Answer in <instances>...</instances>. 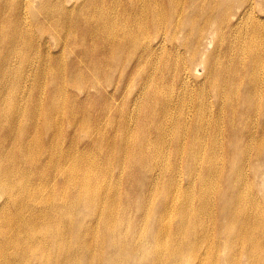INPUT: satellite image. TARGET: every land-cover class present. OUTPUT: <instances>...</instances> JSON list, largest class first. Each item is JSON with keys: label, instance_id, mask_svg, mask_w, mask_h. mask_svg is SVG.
Listing matches in <instances>:
<instances>
[{"label": "bare ground", "instance_id": "6f19581e", "mask_svg": "<svg viewBox=\"0 0 264 264\" xmlns=\"http://www.w3.org/2000/svg\"><path fill=\"white\" fill-rule=\"evenodd\" d=\"M71 1L0 0V264H264V0H104L103 7ZM173 19L179 21L167 32ZM224 25H235L230 34H240L224 44L233 49V65L219 60V42L214 49L205 43L209 29L223 37ZM183 30L190 37L184 42L193 45V64L148 69L144 60L170 57L168 47L177 48ZM48 37L63 39L55 44L59 56L68 45L71 53L88 54L104 42L110 70L115 58L135 59V79L141 75L145 87L157 70L168 84L156 86V93L179 85L176 95L186 96L165 95L158 115L146 101L141 116L132 114L129 122L156 127L152 144L168 146L181 163L166 168L160 155L148 153L147 131L133 136L130 123L110 120L109 110L99 117L117 131L92 134L104 133L102 126L82 120L70 105L80 100L86 79L72 76L69 67L60 75L52 56L50 64L43 60L52 52L48 40H38ZM200 52L207 56L204 80L194 90L188 82L198 75L192 70H198ZM26 99L31 108L23 105ZM136 101L140 111L139 94ZM172 104L182 110L169 138ZM42 107L45 127L28 120ZM56 113L67 119L66 131L57 130ZM41 128L45 133H38ZM64 133L66 149L60 145ZM210 133H225L227 143L208 144ZM81 149L98 155L84 156ZM135 161L139 182L132 196Z\"/></svg>", "mask_w": 264, "mask_h": 264}, {"label": "rangeland", "instance_id": "374dc122", "mask_svg": "<svg viewBox=\"0 0 264 264\" xmlns=\"http://www.w3.org/2000/svg\"><path fill=\"white\" fill-rule=\"evenodd\" d=\"M107 4H109V0H105ZM127 1L128 0H123ZM182 1V0H181ZM234 1V0H233ZM237 2L240 0H236ZM82 3L83 0H73L70 2V4L74 3ZM260 2V0H257V3ZM98 5L103 7L104 6V0H87V5ZM258 11V10H257ZM166 15L171 16V10L169 8L164 10ZM258 14V12H257ZM118 16L121 18H128V15H125L123 11L118 12ZM179 20L178 19H173L168 20L169 24V31L167 32H172V28H170L173 24L177 23ZM125 22V21H123ZM84 26L81 25L79 29V34L82 36ZM225 35L222 37L221 33L215 34L213 33V30H208L210 34H208V38H206V42L208 45H210L211 49H214L216 46V43L219 42V60L220 61H228L230 65H233V61H229L232 57H234V53L228 49H230L227 46H224V44L227 41H233L237 38L240 37V34L236 35H231L230 32L231 30L236 31L235 25H224L223 26ZM239 30L241 31H248L249 28H240ZM162 31H164V28H162ZM123 30L118 31V34H121ZM126 33L130 31H125ZM184 34L182 35L181 32H178L179 39L175 42V45L177 48H172V46L168 47V50L171 52L170 57L168 58H163L160 56V59L155 62V63H150L147 59L144 60V65L150 69L153 67L157 69H161L164 67L165 64L169 63H177L179 66V70H182L184 66H191L193 61L190 60L188 57L191 55V47L192 42L191 40L185 41L184 39H189V35L183 30ZM148 34L151 35V33L148 32ZM81 36L79 38V41H81ZM264 37V34H263ZM42 40H48L46 43L50 45L51 52L56 53L55 55L52 53H49L50 59L48 56L44 57L43 60H46L47 63L50 64V60L53 58L55 65L58 67L59 74L64 75V73L67 72V68H74V76L75 78H81V79H86L84 82V85L79 88L77 97L80 99L78 100L77 98L73 103H70L71 106H76L75 108L83 113V117L80 116V118L84 121L87 122H94L95 124H98L102 126L103 132L104 133H98L96 131L94 134L95 136H100V135H106L109 137L110 135H113L117 130L115 129L114 125L110 123V120H117L119 121L120 119H126L128 123L130 116L132 114L136 115L138 118L141 116V110L142 107L146 105V101H150V109L154 111L156 115L160 113L162 110L163 106L165 105V100L169 98L170 96H186V93L183 92L181 95H176L177 91L181 88L179 85L173 86L172 84H169L168 87L158 93H156V86L158 85H165L168 83H162L159 81L160 73L156 70H152V76H151V82L148 86H144L145 80H142V76L139 75L137 79H135V76L137 75V68L138 64L136 63L135 59L132 60H127L126 62L124 59L117 61L116 58L112 62V70L109 68V60L111 58V54L107 52H101V46L104 45V42H99L95 43L96 49L94 51L91 50L87 54V52L83 51L82 45L78 42V44L82 47V53H71L70 51V45L67 46L66 52L59 56L58 51L60 48H57L55 44L57 45L59 43V40L61 41L59 44H63L64 41L63 39H54L52 37H48L46 39H39L38 41ZM196 40V39H195ZM218 40V41H216ZM142 41V40H141ZM194 43V42H193ZM204 43V45H205ZM107 44V43H105ZM213 44V46H212ZM93 45V44H92ZM85 47L89 48L90 43L89 40L86 39ZM74 50V49H73ZM48 52V51H47ZM123 52L128 54L130 52L129 47H124ZM235 52V50H234ZM161 53V52H160ZM159 53V54H160ZM178 53V55H177ZM42 53H38V55H41ZM227 54V58L225 55ZM119 55H122L119 53ZM52 56V58H51ZM61 60H63V64L61 66ZM207 59V56L204 52H200V57L196 59L195 64L197 65L198 70L193 69L192 72L198 74L194 75L196 77L195 80H199L196 83L193 80L192 82H188L189 87L194 88L199 82H203L204 76V67L201 65V62ZM234 59V58H233ZM82 61L80 64H77V62ZM214 61V60H213ZM73 63V64H72ZM171 76H175V71L170 72ZM220 75V74H218ZM175 80V79H174ZM176 81V80H175ZM177 83L180 84L179 77L176 81ZM194 82V83H193ZM63 83V82H62ZM60 83V85H62ZM90 83V84H86ZM23 86L27 85L30 87L32 85V82L28 81H23L22 82ZM82 89L85 90V92L82 91ZM207 92H209L208 86H206ZM188 93V90H187ZM137 94H139V99L140 101V111L138 110L137 107ZM165 95H168L169 97L165 98ZM142 99H144L142 101ZM186 108L191 106L189 98H186ZM27 101V99H26ZM27 108H31L33 106V102L27 101V103L23 105H27ZM35 106H37L34 103ZM131 108H133L134 111L131 112ZM109 110L112 111V119L108 120L102 117H99V113H104V111ZM182 110V107L177 106V105H171V110L169 111V114H167V121L165 124V132L170 134L169 138L174 136V124L175 122H178L181 119L180 112ZM215 114V119L218 115L219 107L216 106L212 108L211 110ZM27 110H24L22 112V115L27 113ZM43 112H46V109L42 107V113L41 115H31V117L28 119L30 121H34L39 124L41 127H45L46 125V118L43 116ZM56 121L58 120L60 127L57 126V130H64L66 131V122L67 119L64 117L63 114H55ZM155 121H158L157 118H155ZM133 128L132 124L130 123L131 129L130 133H132L133 136H136L138 133H141L140 135L142 136L144 132L147 134V139L150 141L151 146L149 147L150 149L148 150V153H150V156L158 154L160 155L162 162L166 165V168L170 166H176L177 164L181 163L182 157L176 155V153L173 154V152L169 151L168 146H164L163 144L156 143L155 145L152 144V135L155 133V128L156 127H151L147 128L141 119V122L138 127V121H133ZM205 122H210L212 123V118L208 117ZM67 127L70 128L71 125L68 123ZM51 131H54L51 129ZM113 132L112 134H109L110 132ZM119 132V131H118ZM38 133H45L43 132V128ZM67 133V132H65ZM64 133V136L60 140V145L62 148L66 149V146L68 145L66 142V135ZM85 132H83L84 134ZM122 133V132H121ZM128 133V130L127 132ZM211 138L208 141V144H213L215 141H219L220 144L226 141L225 133H210ZM203 135V134H202ZM88 139V137H85ZM227 139H228V133H227ZM227 143V141H226ZM82 155L88 156V157H93L94 155H98L96 151H83L82 149L80 150ZM135 165L131 167L130 169V174H134L130 178V187L132 192L131 195L135 196L136 195V186L139 182V168H138V163L135 161ZM97 164H99L97 162ZM100 165V164H99ZM135 169V171H133ZM185 173H187V169L185 168ZM107 181H109V178H107ZM187 181V179H186ZM156 189H160V186H156ZM155 197V196H153ZM137 200V199H136ZM140 200L136 203L137 208L140 206ZM125 206V205H124ZM141 210L137 211V214L140 216ZM125 216H122V219L126 220V217L129 215L124 214ZM133 245L132 243L126 244L125 248H131ZM118 251V250H117Z\"/></svg>", "mask_w": 264, "mask_h": 264}]
</instances>
